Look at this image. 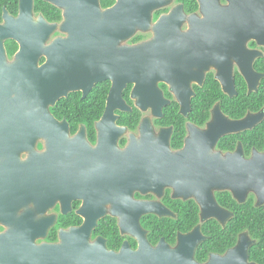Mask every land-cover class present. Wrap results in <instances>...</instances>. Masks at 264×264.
I'll list each match as a JSON object with an SVG mask.
<instances>
[{"label":"flooded vegetation","instance_id":"af4514ba","mask_svg":"<svg viewBox=\"0 0 264 264\" xmlns=\"http://www.w3.org/2000/svg\"><path fill=\"white\" fill-rule=\"evenodd\" d=\"M109 1L99 0L102 11L113 8L117 3V0H113L114 3L108 4ZM160 1H164V5L153 11L149 29L146 32L137 31L130 39L120 40L118 49L135 47L152 41L153 29L159 20L181 8L184 15L181 31L183 33L194 31L192 43L206 44L208 41L210 45L215 44L214 47L194 48L193 62L179 66L181 70L190 68L187 74L192 77L190 83L192 95L189 97L188 113L182 112L183 105L173 93L171 86L166 82H158V93L167 103L161 107L162 116H154L155 106L148 103L143 110L142 105L132 97L135 84L129 83L121 94L122 102L111 104L110 113L105 118L109 109L108 98L113 82L104 81L95 84L86 97L83 89L71 92L49 108L50 115L56 123L67 125V135L54 134L56 129L49 127L48 134L36 137L34 122L33 126L29 122L27 128L18 127L11 135L12 142H16L13 150L0 153V239L3 244L2 252L8 250L13 253L9 261L8 256L3 258L5 260L3 264H48V249L43 247L63 244L64 234L82 229L86 222L93 218L98 220L91 231L89 243L95 244L98 240H102L108 253H120L124 247L136 252L140 248L139 238L121 227V224L127 222L125 225L127 226L132 220L130 215L124 216L131 214L130 203H158L173 213L170 217L153 213L137 215L139 227L153 248L164 242L171 250H175L180 244L181 236L190 235L200 226L205 240L195 251L196 263L207 264L212 256H225L240 243L241 237L247 234L248 240L252 243L248 247V262L258 264L250 260V250L256 245L257 240L248 231L239 233L235 244L224 252L209 250L202 258L197 255L202 245L212 243L211 236L203 229L206 223L216 221L222 229H226L229 222L234 219L233 212L222 207L217 199L218 194L230 193L229 191L214 192L218 205L233 214V218L229 219L225 226L216 219L202 223L201 209L197 201L175 199L172 185L164 187L161 196L152 192H142L141 186L148 184L147 180L152 179L151 174L176 173L184 176L189 173H205L213 168L217 170L216 165L221 163L220 160L236 155L239 149L245 160H251L255 153L264 154V142L261 144L256 134L244 136L264 123V106L258 111L248 110L243 116H239L236 112L241 108L236 102L237 99L244 91L247 95L257 93L264 77L260 80L258 89L249 93L241 64L233 55L228 54L227 57L223 54L228 44L233 49L241 42L242 33L238 30L239 26L228 17V21L220 24L223 28L221 32L212 30L205 32L207 37L218 36L216 39L202 41L198 38L202 35L200 31L202 26L191 24L190 21L192 17L206 20L201 0ZM231 1L210 0L209 3L207 2L206 12H216V8H211L212 5L227 9ZM33 2L35 18L43 16L49 24L64 23V9L61 10L46 0H33ZM19 10L20 0L17 10H9L7 6H3L0 24L3 22L4 11L16 18ZM59 12L61 19H53ZM67 37L66 33L56 32L48 44L50 45L56 38L67 39ZM221 42H225L224 47L217 46ZM246 44L248 52L262 54V57L257 56L254 59L252 67L256 74L264 76V72L259 69V63L264 62V46L259 45L256 40H249ZM231 48L229 52L232 51ZM107 51L109 52L108 49ZM218 53H222L221 59L213 58L219 57ZM14 57L15 54L13 56L8 54L9 61H13ZM243 57L241 55L242 63ZM212 58L217 62L215 65H211ZM46 62L47 58L41 57L39 66ZM102 67L106 66L102 65ZM228 74L233 80L234 96L225 92L219 79L223 75L227 77ZM98 87H101L105 94L104 102L96 92ZM69 99L70 101H67ZM159 107L160 105L157 106ZM261 114V121L254 127L222 136L214 148L211 144V134H197L211 132L212 124L218 119L217 115L230 122H237ZM117 130L118 135H116ZM150 130L153 134L149 135ZM168 130H171L170 135L162 134L163 131ZM115 140L116 145L113 143ZM51 141L54 143L51 144ZM71 141L80 144L76 149L68 151L65 143ZM84 143L94 151L83 150L81 144ZM116 147L117 150L114 151ZM96 149L98 150L95 151ZM147 170L149 176L147 173L144 176L143 172ZM156 179L161 180L158 181L159 185L164 182L162 176H157ZM125 186L131 189V198L130 201L127 200V204L123 198L124 191L118 192ZM230 195L233 197L231 193ZM251 196L255 198V207L260 208L257 207V198L253 193L249 194L246 203ZM190 201L195 202L199 208V224L190 231H177L175 235L166 238L163 235L165 227L163 222L168 220L178 222L180 219L173 208L175 205L173 203ZM155 234L158 236L152 239ZM155 240L157 241L154 242Z\"/></svg>","mask_w":264,"mask_h":264},{"label":"water","instance_id":"95a60500","mask_svg":"<svg viewBox=\"0 0 264 264\" xmlns=\"http://www.w3.org/2000/svg\"><path fill=\"white\" fill-rule=\"evenodd\" d=\"M59 9H64V23L49 24L39 16L35 18L33 0H20L19 15L15 18L4 11L3 22L0 24V153L13 150L12 137L18 127L27 128L28 123L34 122L36 137L48 134L47 129H56L53 133L67 135V125L58 124L50 115L49 108L71 92L83 89L84 97L88 95L95 84L112 81L113 86L108 98V110L111 104L122 102L121 94L127 84H135L132 97L136 99L143 110L146 105H154V116H162V106L166 105L157 90L158 82H166L171 86L173 93L183 105V113H188L192 95L190 83L192 77L186 70L179 69L183 63L193 62L194 48L214 47L205 32L223 30L221 23L232 18L242 33V40L235 48L228 44L223 54L227 57L233 55L241 64L243 76L248 83L249 93L258 89L263 75L253 71V61L261 53L248 52L246 43L256 40L264 46V0H232L227 9L212 5L216 12H206L207 2L201 0L202 11L206 20L190 18L191 24H200L202 35L198 37L206 44H194L192 30L186 33L181 31L184 15L176 9L170 15L163 17L154 26L152 41L118 49L120 40L134 37L137 31L146 32L150 27L152 13L164 5L160 0H117L116 5L102 11L99 0H46ZM213 4V2H211ZM220 9V10H219ZM207 13V14H206ZM226 18V19H225ZM68 34L67 39L56 38L48 44L56 32ZM220 38V37H219ZM14 41L18 44V51L13 61H9L6 42ZM225 42L217 45L224 47ZM231 48V52H229ZM105 49L104 51H102ZM106 49L109 52H106ZM229 54V55H228ZM219 57H213L221 59ZM243 57V63L241 59ZM41 57H46L47 62L39 66ZM212 58L211 65L217 62ZM224 61V60H223ZM222 61V62H223ZM106 66L105 68L102 67ZM223 88L230 96L235 95L232 77L219 78ZM162 103V104H160ZM157 108V106H159ZM261 115L248 117L245 120L230 122L220 115L212 125V131L197 133L212 135V147L218 140L229 133L241 132L254 127L261 121ZM150 125V123H149ZM150 129V127H149ZM149 132V131H148ZM118 130L116 135H118ZM153 134L152 131L148 133ZM162 134H171V130ZM196 135V133H193ZM116 140L113 143L116 145ZM167 142V140H166ZM51 144L54 141L50 142ZM190 142H188L189 145ZM67 150L76 149L80 142L65 143ZM83 150H94L86 143L81 144ZM99 149V148H98ZM96 149L95 151H97ZM102 150V149H101ZM117 150V147L113 149ZM189 148H187V151ZM217 170L201 173H189L181 176L176 173L151 174L152 179L148 184L142 185L143 193L162 195L164 187H174V198L188 201L195 199L201 209V222L216 219L225 226L233 218V214L221 208L214 196L215 191H229L239 204L246 203L249 194L257 198V207L264 206V154L255 153L251 160L243 158L241 149L236 155H230L220 160ZM149 176V171L143 175ZM128 175H131L128 173ZM157 176H162L164 182ZM159 181V182H158ZM46 183V182H45ZM124 191V200L130 201L131 189L126 186L118 191ZM132 220L129 224H121L123 230L130 231L139 238L140 248L133 252L124 247L120 253L110 252L105 249L104 242L98 240L95 244L89 243L92 229L96 226L97 218L88 220L82 229L72 230L64 234L63 244L51 246L48 249V264H198L194 260L195 251L204 241L197 227L190 235L181 236L180 244L171 250L164 242L153 248L144 237L139 227L137 215L158 214L173 216L165 206L158 203L134 204L130 203ZM127 208V206H125ZM125 213L122 212L123 215ZM252 243L244 234L240 243L225 256H212L207 264H254L248 262V247ZM2 239H0V264L8 256V250L2 252ZM43 249L40 251L43 252Z\"/></svg>","mask_w":264,"mask_h":264},{"label":"trees","instance_id":"16d2710c","mask_svg":"<svg viewBox=\"0 0 264 264\" xmlns=\"http://www.w3.org/2000/svg\"><path fill=\"white\" fill-rule=\"evenodd\" d=\"M107 3L112 4L114 1L110 0ZM17 4L18 0H0V22L2 7L7 6L9 10H17ZM54 10L57 9L55 8ZM53 19L60 20V12ZM6 48L9 56L16 54L19 49L18 44L14 41H8ZM259 69L264 72V62L259 63ZM96 92L98 93L100 100L104 102L105 94L102 92V88L98 87ZM237 100L238 101L236 102L241 106V108H238L239 111H236L239 116L245 115L248 110L258 111L264 106V81L257 93L247 95L246 91H244ZM67 101H70V99ZM251 134H256L259 138V142L262 144L264 142V123L252 133H248L244 136ZM217 199L222 207L233 212L234 219L229 222L226 229H222L216 221H210L203 226L204 231L211 236L212 243L202 245L197 253L198 257L202 258L209 250L224 252L228 247L235 244L239 233L248 231L250 235L257 240L256 245L250 250V260L258 264H264V206L256 208L254 196H251L248 202L244 205H239L230 193H220L217 195ZM173 204H175L173 208L175 212L179 214L180 219L178 222L169 220L163 222V225L165 226L163 229V235L166 238H169L172 234L175 235L177 231H190L199 224V208L195 202H178V204ZM157 236L158 235L155 234L152 239ZM160 236L158 238H160ZM156 241L157 240L154 242Z\"/></svg>","mask_w":264,"mask_h":264}]
</instances>
